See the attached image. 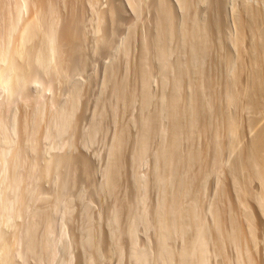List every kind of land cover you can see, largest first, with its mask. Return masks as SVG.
<instances>
[{
    "label": "bare ground",
    "instance_id": "6f19581e",
    "mask_svg": "<svg viewBox=\"0 0 264 264\" xmlns=\"http://www.w3.org/2000/svg\"><path fill=\"white\" fill-rule=\"evenodd\" d=\"M19 1L17 0L15 2H19ZM30 1H31V5H32V2H33L34 6L33 5L32 6L34 8H32L33 10H32L31 13L29 12L31 9L28 11V13L30 15L27 18L24 16L26 19L24 18L22 20L23 21L22 23L19 24L20 14L22 12V9L23 8L25 9L27 7V4H28V3H26L25 0H21V2L15 3V5H13L14 7L16 6V8H14L15 12L11 13V16H12L11 18L7 17L8 19L7 18L5 19V20H8V21L10 20V21L9 22L5 21L7 23V26H6V28L3 27V28H5L4 29L5 32L4 33L2 32V33H3V35L4 34L5 35H4V38L2 37V41L0 43V44L3 43L2 46L0 45V96L4 98L5 106H7V105L10 106V105H12V103L14 105V102L17 101L16 97L19 98V95H21L20 94L21 93L20 90L21 89L23 90V88L26 86L25 85L26 82H28L27 80H29V78H30L29 77V75H30L29 72L30 71L27 72V68H31V69H33V71L35 70V73H33L34 77H32L33 79L29 80L30 82L33 81L34 88H37L38 86L42 85L41 83L44 82V81H42L43 78H45L44 79L45 81H47V80L49 81V84H46V87H48V85L52 84V83H50V80L52 82V81H56V79L60 78L59 75H61V73L65 72V69H64L65 66L67 68V66L69 65V64L67 65L68 61L65 62L64 59L62 60V55L64 56V54H65V53H63L65 51V50L63 51V47L64 46H68V47L72 46V44L76 43V41H77L79 36H80L79 37L80 39L77 41V43L82 39V37H81L82 35H81V33H79L80 30L76 31V29H75V26H74L75 24H73L74 21H73V23L69 21L73 25L71 24V26H70L69 23H68V25L66 24L67 27L63 30V32L61 31L62 29H60V31L58 30L57 23H58L60 17H59V19L57 18V16H58L57 13H59L60 10L57 9L58 6L55 5L56 8L54 7V5L52 3L53 0L52 1H50V0H30ZM89 1H90L89 2L90 4H88V1H87L86 6L89 5V7L92 10L89 8L91 11H89V10L88 11L89 12H94L93 14L95 15V19L93 18L94 16L90 17V18L96 20V22L93 23L94 25L93 24L92 25L94 26L95 31H99V32H95L94 29H93V32L95 33V35L97 33V35L100 36L103 33H105V31L102 33V30L100 29V28H103L102 26H103L104 23H102V22H103V19L105 20V16L108 15V17H110V19H111V22L112 21L114 22V20H118L119 17L117 19H116V17H115V19L112 18L113 15L115 14V12L118 10V6H114V4L112 6L111 5L112 3H111L110 5L107 6L108 9H106V11L103 12V10L102 11L99 10L98 7H97V9L95 8L97 6L96 4H97V2L99 0H89ZM195 1H198V3H199L200 1H205V0H195ZM211 1H210V3H211ZM263 1H262V3H263ZM108 2L110 3L109 0H108ZM126 2L128 3L127 6H130V8L132 9V10L130 9L131 11H133L135 14H139L140 12L138 13V10L140 9L139 8L140 2L143 3L144 1H142V0H126ZM157 2H158V5L156 7L157 8L156 11H158V14H159L158 16L159 17L157 19V24L158 25L154 23L155 25H157L156 26L157 27L156 32L153 35H151V36H153L152 39L150 37V38H148L147 41H144V42L142 41L141 47H142V52L143 53L140 50H138V51H140L142 53L141 55L139 53V56L141 57L142 60H145V58L147 57L146 53H150V51L154 52L155 55H153V56H155L158 59H160V62H161L160 64H161L162 69L161 68L160 69H161L162 78H163V80L171 78L172 79V88L170 89L168 94H165L166 96L163 95V96H165V98H164L165 100L161 102L162 104L159 107L160 110H158L157 113L155 112V114H153V113H147V114H151V115H146L145 114L146 116H144V118H143L144 120L142 119L143 122L141 120V122H142L141 124L142 125H140V126H142V130H141L142 132H141V134H139L141 136H140L139 145H138L139 148H137V153H139V151L140 152L142 151L141 152L142 154L144 153V150L146 149L145 145L148 143V142L147 143H145V142L148 141V140H146V138H147V135L149 133V130L150 131L151 130L155 131L154 129H158V131H160L159 135H162L163 133L167 132L166 134L168 135V137H167V140H165V141L163 140L164 139V137H163L164 134L162 135L163 139L158 135L161 139L158 142V145H156V147L158 146L157 149H155L156 153L158 154V158H162V160H160V161H162V165L161 166H160V164L157 165V167L160 166L159 168H157L156 164H155V168L159 169V171L157 170L158 171L156 173L157 175L154 176L155 177L154 179H156L155 183L158 182V185L160 184L159 185L160 187L158 186L160 188L159 189L160 190V196L157 198L158 200L156 202L157 204H155V207H154V205H152V207H154V209L150 210V212L152 211L151 213H149L148 209H146L145 196L142 194L143 192L140 193L139 195L137 194V196H136L137 198H135V199L132 198V200H134V203L129 204V206L127 205L128 206L127 208L125 207V205L120 204L121 203L120 202L121 199H120L118 206L122 205V206H124V208H126L125 211H124L125 214L123 213L125 217L123 215H121L124 218H120V214L121 213L119 212L118 208L114 209V211L112 212L111 217L108 219V221L111 223L112 228L108 231L109 235L107 234L108 235V237H106V238H108L107 241H105V240L103 241L101 239V237H102V236H100L101 232L98 233V234H100L99 235L100 238L99 237L97 238L96 236H93L94 234L92 233L91 229H86L87 231L85 230L86 231L85 234L82 233V234H84V237L82 239L83 242H81V243L83 244V249L85 248L86 251L88 250L89 251L88 253H90V255H88L89 256L88 262H90V263H88V262L87 263L88 264H96L95 260L99 259L97 257L102 256L105 253H108V254L110 253L111 254V252H112V253H115L117 255L116 260L120 258L119 259V261H120L121 257L124 254H126V256L128 255L129 258L131 257L130 259H132L133 263H135V264H262L259 261L260 259L259 258H258L259 260L257 259L258 256H256V255L259 254V253H257L258 252V250H257V240H260L261 242L263 240V247H264V123L261 121L262 123L260 122L261 124H259L258 123L259 121H256V119L259 118L260 116L257 117L256 119H254V118L252 119V118H250V116H251V114H253V116H254L255 114L261 113V115H262V113H264V30H262V28H264V26L263 25L260 26V22L257 21V17L262 16L264 11L262 10L263 12L260 13V15H259V10L258 9L256 10L254 8L247 7V5H246V7L243 6V9H241L245 13V15L242 14V15H244V17L240 13L239 14L241 16L239 14H237V13H235V14L232 13V14H234V16L237 15V17H235V19L232 18L234 20L233 21L234 23L232 24V26L235 24L234 26H235L236 30H234L233 34H232V32H233V30H232V32L230 34H228V36L226 35V41L228 40L229 43H227V44H231V46L234 49H236V53H235L236 57H235V54H234V56L233 55L230 56V53H228V52H227L228 55H227V53L222 55L223 56V60L225 59L224 60L225 63L224 62L223 63L228 65V67H226V68H228V70H227V73L226 72L224 73V74H226V76L223 74V76H225V79L223 77H222V80L219 79L220 77L218 78L219 81L221 80L223 82L222 83L220 81L221 82L220 83V82L217 81V77H216V79H214L215 76H213V73H211V71L208 72V70H210L212 68L207 69V68H209V67H207L206 68L207 70H206L205 67L202 65V63H204V59L203 58L205 56H207L208 49H210V46H211L210 36L208 35L207 28H206V24L207 23L205 22L206 24H204V21L202 22L200 20H196V19H194L195 17L192 18L191 16H190L191 18L190 17H188V18L180 17L183 20L180 21L179 27L178 26L174 27L173 26L174 24H173V22L171 21V19L169 17L171 14H173L172 13L173 10L171 9L169 4H166L168 2H165L164 0H159V1L157 0ZM176 2L178 4V7L181 10L184 11L183 13H184V15L186 17V14L190 10V7L192 8V6H193L192 5V3H193L192 0H176ZM256 2H258V0ZM198 3H196V6H197ZM230 3H231V1H230ZM13 4H14V2H13ZM55 4H57V3H55ZM70 4H72V3L70 2ZM147 4H148V2H147ZM207 4H209V3H207ZM231 4H228V6L231 5ZM240 4L243 5L245 3H240ZM68 5H69V2H68ZM118 5H120V3H118ZM0 6H1V4H0ZM75 6H76V4L74 5V7ZM100 6H101V4H100ZM121 6H122V4H121ZM171 6H173V5H171ZM263 6L264 5H262V7ZM29 7H30V5H29ZM29 7H27V8H29ZM59 8H61V7H59ZM81 8H79V9H81ZM104 8H106V7H104ZM235 8H236V6H235ZM119 9H120V6H119ZM144 9H145V6H144L143 10ZM155 9H154V11H155ZM192 9L195 10V8H192ZM230 9H232V8H230ZM67 10L69 12V9H67ZM120 10H118V11L121 12ZM197 10H198V8H197ZM233 11L234 10H232V12ZM144 12L145 11H143V13ZM193 12H195V11H193ZM217 12H218V10H217ZM260 12H261V8H260ZM61 13H62V11H61ZM73 13H80V12H73ZM143 13H141V14H143ZM3 14H4V12H3ZM62 14L65 15L64 13H62ZM77 15L79 16V14H77ZM80 15H83V14L80 13ZM124 15H125V12H124ZM188 15H190V14L188 13ZM62 16H61V18H62ZM210 16H212V15H210ZM67 17L70 18L69 16H67ZM84 17L82 16V18H84ZM141 17H142V15H141ZM175 17H176V15H175ZM196 17H198V16L196 15ZM71 18H72V15H71ZM74 18H75V16H74ZM88 18H89V16H88ZM143 18H141V19H143ZM173 19H175V18H173ZM258 19H260V18H258ZM87 20L88 19H86V22H87ZM106 20H105V22H108ZM64 21L65 20H63V22ZM78 21L80 22L79 23V25H80L81 22H82V19H80ZM90 21H91V19H90ZM128 21H130V20H128ZM141 21H140V23H141ZM263 21H264V19H263ZM118 22H119V20H118ZM261 22H262V20H261ZM101 23H102V25H101ZM137 24H138V22H137ZM18 25L20 26L19 28H18ZM60 25L61 24H59V26ZM64 25H65V23H64ZM79 25L77 24L76 26H79ZM105 25H106V23L104 24V26ZM121 25L123 26L122 22H121ZM64 27L65 26H63V28ZM106 27H109V26L106 25ZM106 27H105V29H106ZM138 27H140V26H138ZM146 27H148V26H146ZM92 28H90V29L92 30ZM175 28H179V29H176V30L178 32L177 33L178 35H179V32H180V36L176 35V37L177 36H178V38L181 37V43H180L181 46L179 45V47L180 48L181 47L184 48V51L183 50H181V51L183 52V54H182L183 56L182 57H184L185 59L184 60H182V59L181 60L180 59L176 60L174 58L176 61H174L173 63H169L170 60L168 61V59H170L169 57H170L171 52L172 51H173L172 53H175V52L171 48L174 45L173 46L170 45L171 47H169L168 43L170 41H172V36L174 35L173 32L175 31L174 30ZM114 29L115 28H113L112 30H114ZM153 29H154V27H153ZM225 29H226V26H225ZM246 29L249 32V34H247L248 32L245 31ZM100 30H101V33H100ZM106 30L108 31L109 29H106ZM221 30H223V29H221ZM217 31H219V30H217ZM244 31L247 32V33H245L246 35H251V36H250V40L248 41L249 42V46H247L248 45L247 44V45H245V47H246L245 48L244 45H243L245 50L243 48V50H242L243 52H242L241 48H242V44H244V41H243V39H244L243 32ZM81 32H85V31L81 30ZM134 32H133V34H134ZM2 33H0L1 36H2ZM108 33H109V31H108ZM174 33L176 34V32H174ZM106 34H104V36H106ZM127 34L129 35V32H127ZM224 34H225V32H224ZM245 34H244V36H245ZM97 35H96V37H97ZM146 35H147V33H146ZM125 36H127V35H125ZM223 36L224 35L222 33V37ZM110 38H111V36H110ZM11 39L14 40L13 43L10 41ZM125 39H127V38H125ZM129 39H131V37ZM149 39H151V40H149ZM0 40H1V38H0ZM103 41L105 42L107 40L104 39ZM121 41L123 42V40H121ZM126 41H128V40H126ZM131 41L134 42L133 40H131ZM216 41H218V40H216ZM96 42H99V41H97V39H96L95 43ZM109 42H111V41H109ZM119 42H120V40H119ZM178 42H180V40ZM100 43H102V42H100ZM126 43L128 45V42H126ZM112 44H111V46H112ZM218 44L220 45L219 42H218ZM102 45H103V43H102ZM121 45L123 46V44H121ZM127 45L125 46L126 49H127ZM116 46H117V43H116ZM176 46H177V43H176ZM176 46L173 47V48H176ZM231 46L229 45V47H231ZM91 47H92V45H91ZM221 47H223V46L220 45V49H221ZM72 48H74V47H72ZM72 48L70 47L68 49L70 50ZM117 48H118V46H117ZM23 49H26V51H27L25 56H23V54H22L23 53L22 52ZM83 49H85V48H83ZM139 49H140V47H139ZM233 51H235V50H233ZM108 52H110V51H108ZM129 53H128V55H129ZM66 54L71 55V52L70 53H66ZM180 55L178 56V58L180 57ZM104 56L107 57L106 54ZM76 57H78V56H76ZM140 57H138V59ZM151 57H152V55H151ZM244 57H246V60H247V61L245 60L246 62L244 61V59H245ZM148 58H149V56H148ZM239 58L241 60H239V62H238ZM71 60H72V58H71ZM235 60H237V61H235ZM125 61H123V63ZM208 61H210V60H208ZM133 62H134V60H133ZM151 62H152V60H151ZM151 62H149V63H151ZM64 63H66L65 66H64ZM143 63H145V62H143ZM168 63L172 64V67H174L175 70H174L173 73L170 71L172 69L171 68L169 69L170 65L167 66ZM110 67H111V65H110ZM155 67H157V66H155ZM222 67H224V66H222ZM147 68H149V67H147ZM167 68L169 69V71L171 73L167 71L168 70ZM74 70H72V71L74 72ZM79 70L80 69L77 70L78 73H79ZM133 70H134V68H133ZM156 70H157V68H156ZM69 71H71V70H69ZM108 71H110V70H108ZM146 71L147 72H145L144 69H141L139 71L140 72V76L139 77H141L142 84L145 85V86H147V84L149 85L148 81H149V76H150V73L148 72V70H146ZM150 72H152L151 69H150ZM68 73L69 72H67L66 74H68ZM74 73H76V72H74ZM49 74H51V75H49ZM214 74H215V72H214ZM241 74H242V78L245 75V77H244L245 80L243 82V79H242V83H240V84H242V86L237 87L239 85L238 81L241 80V78H240ZM109 75H111V74H109ZM112 75H114V74H112ZM218 75H219V73H218ZM47 77H48V79H47ZM62 77L63 76L61 75V78ZM71 77H73V76H71ZM53 78H54V80H52ZM66 78H67V76H66ZM70 79H72V78H69L68 81ZM108 79L110 80L111 76ZM120 79L121 78H118V81ZM183 79H184V81L186 80L185 83L187 82V84H188L187 85L188 90L186 89L188 94L183 95L184 97L182 99L181 98V92L182 91H180V89L182 87L181 84L183 83ZM48 81H47V83H48ZM57 82L58 81H56V83ZM217 82H218V87H219V83H220V89H218L216 87L217 86ZM58 83L61 85L60 82H58ZM71 83H72V85H74V82H71ZM76 83L78 84V82H76ZM95 83L96 82H94V84ZM103 83H105V82H103ZM119 83L120 82H118V84ZM114 84L115 83L113 82V86H114ZM142 84H140V85H142ZM29 85L31 86L32 83L29 84ZM124 85L127 86L126 83ZM33 86H32V88H33ZM51 86H53V85H51ZM51 86H49V88ZM63 86L64 85H62V87ZM76 86L77 85H75V88L80 90V88H78L79 86H77V87ZM105 86H107V85H105ZM119 86H121V84ZM119 86L117 85V87H119ZM133 86H134V83H133ZM133 86H131V87H133ZM55 87H57V86H55ZM73 87L71 86V89ZM98 87L100 88L99 85H98ZM44 88L45 87H43V89ZM103 88H104V86H103ZM114 88H115V86H114ZM126 88L127 87H125V89ZM55 89L56 88H53L54 92L56 93ZM61 89L62 88L58 87L59 92H61V93L63 92L64 93V89L63 90H61ZM65 89L68 90V88H66V87H65ZM123 89L124 88H121L120 92L124 94V91H126V90L123 91ZM163 89H162V92H163ZM183 89L184 88H182V90ZM128 90L130 92H132V93H130L131 94L130 96H132V94H134L133 91H132L133 89L130 90V88H128ZM68 91L70 92L71 90L69 89ZM100 91H101V88H100L99 92ZM102 91H104V90H102ZM113 91H114V89H113ZM117 91H118V97H119L120 96L119 94H121V93L119 92V90H117ZM117 91L115 90L116 93H117ZM129 91H127V92H129ZM69 92H68V95H69ZM77 92H75V95H76ZM111 92H112V89H111ZM111 92H110V94H112ZM143 93H144L143 96H145L146 93L148 94V92H143ZM75 95H73V96L70 95L69 98H71V100L69 101V98H68L69 103L66 102V104H69V105H67V107H65V105L62 107V105H61V108H59L60 107L59 106L58 107L59 109L55 110L51 114L49 113L51 116L49 117V120L46 123V127L44 128L45 131H44V129H43V131L42 130L41 131L43 133L45 141L48 140L47 142L50 143V147H57V146L58 147L59 146L62 147L63 143H64L63 140H62L63 143H60L61 145L59 144L58 141H60L61 139L65 138V137L63 138V135L65 133H67V136L72 133L71 132L72 130L68 131L69 133L71 132L70 134L68 132H65V131H67V127L69 128L71 126L69 124L71 123L72 113H73V110H74L76 102H77V101L75 102V100H76L75 99L76 98ZM78 95H80V94H78ZM103 95L104 94H102V96ZM96 96L98 97V94ZM137 96H138V94H137ZM155 96H157V94ZM116 97H117V95H116ZM116 97H113V98L115 99ZM122 97H123V95H122ZM33 98H35L34 95H33ZM53 98H55V97H53ZM58 98H60V95H58ZM99 98H98V100H99ZM22 99H24V98H22ZM61 99H60V101H61ZM127 99H129V98H127ZM144 99H146V98H144ZM95 100H96V98H95ZM161 100H162V98H161ZM24 101H25V99H24ZM52 101H53V99H52ZM104 101H105V98H104ZM120 101H118V102H120ZM136 101H137V99H136ZM140 101H142V100H139V102ZM94 102H96V101H94ZM100 102H102V101H100ZM111 102H113V101H111ZM144 102H146V100ZM144 102H142V104H143L142 108L143 107L147 108L145 106ZM149 102L150 101H148V105H149ZM53 103H54V101H53ZM105 103H107V102H105ZM0 104H2V101H0ZM77 104H78V102H77ZM123 104H121V106H123ZM134 104H133V106H134ZM2 105H0V107H2ZM104 105L105 104H103L102 107ZM114 105L116 107L118 104L117 105L114 104ZM114 105H113V107H114ZM146 105H147V103H146ZM19 106H20V103H19ZM139 106L140 105H138V107ZM16 107H18V105H16ZM106 107H107V105H106ZM131 107H132V105H131ZM95 108H96V106H95ZM232 108H234V109L238 108V111H241L240 113H242L243 110L244 111L246 110V112H251V114L249 113L250 114V116H249L250 119L247 117L248 118L247 119V123L245 122L246 123L245 124L246 128H248L247 130H248V132L250 134L249 135L247 133L249 137H246L247 138L246 141L245 140L242 141L241 137H240V135L243 136L240 132H241L242 128H244V127H242L240 125L241 122L239 123V121H238L239 119L237 120V118H236L237 116L233 115L235 113L233 112L231 114L229 112V111L232 110ZM20 109H22V108H20ZM30 110H29V112H30ZM33 110H35V109H33ZM100 110H102V109H100ZM18 111H19V108H18ZM116 111H118V110H116ZM126 111H127V109H126ZM146 111H147V109H146ZM13 112H14V110H13ZM40 112L41 111H35V112L32 111L33 115H30V116H32L30 118L31 121H29L30 120L29 119L28 120L29 123L26 122L27 124L23 125L21 128H20L21 125L19 126L20 123L18 122V127L20 129H23L21 131L20 135L18 133H16L18 128L16 129V126H17L16 124L17 123H16V121H14L15 119H14L13 115L8 116V119H7V118H5L7 116L6 114H5L6 116L3 117V115H2L3 113L2 114L0 113V176H3V179L0 182L1 183L0 184V264H25V262L27 263L26 260L28 258H30L31 256H33V255L37 256V254L40 253L41 255L44 256V253L40 252V251H42V249L45 250V251H43L45 253H46V251L47 252L50 251L49 253L51 255H53V257L51 255L50 256L52 258L55 257L54 259H56L55 254L57 255L58 252H59L58 249H60V247H58V249L56 250V246H60L62 244V239L60 238V236L59 237L57 236L58 238L55 237L56 239L54 238L55 235L52 236L53 238L50 237L51 236L50 233L52 232V229H53L52 225H55V223H56V220H55V223H54V220H53V222H52V220H50L51 219L50 216L52 215L51 212H52L53 208L50 207V208H52V209H50L51 212H50L49 209L45 208V209L49 210V212H47V210H43L41 208L39 209V207L38 208L33 207V205L36 204L40 200L41 193H42V191L39 192L40 193V196H39L38 195L39 193L37 192L38 191V187H39L38 183H37L38 179L40 177L47 176L46 173L48 171V169L46 167L45 168L43 167L44 169H41L40 171H39V169L41 167H39V169L37 167L36 160H37V157L39 156V152L37 151V148H38L37 145L39 143L37 144V141H39V140H37V138L32 139V136H31V134H33V132L35 130H37V131L39 130L38 123H39V121L41 122L42 121L41 119L43 118V116H45V115L42 116L43 113L40 114ZM112 112H114V110ZM152 112H154V111H152ZM15 113H17V112L15 111ZM116 113H115V115H116ZM119 114H118V116H119ZM122 114H124V113H122ZM140 114H141V112H140ZM76 115H78V114H76ZM143 115L144 114H142L141 116H143ZM116 116H114V117H116ZM263 116L264 115H262V117ZM243 117H242V119H243ZM4 118L7 119V121H5ZM15 118H17V117L15 116ZM98 118H101V117L99 116ZM238 118H241V117L238 116ZM244 118H246V117H244ZM104 119H105V117H104ZM157 119H159V121ZM164 119L166 121L163 123L162 120H164ZM262 119H264V118H262ZM132 120H133V118H132ZM132 120L130 121V123H132ZM257 120H259V119H257ZM102 122H103V120H102ZM157 122H159V123H157ZM106 123L108 124V122H106ZM42 124H44V123H42ZM42 124L41 125L39 124L40 127L42 126ZM120 124L122 126V123H120ZM163 124H165V125H163ZM85 126H87V125H85ZM42 127H44V126H42ZM80 127H82V126L80 125ZM95 127H97V125ZM108 127H109V124H108ZM117 128L118 127L116 125V129ZM92 129L95 130L96 128L93 127ZM106 130H107V127H106ZM137 130H138V128H137ZM158 131L156 130V132H158ZM243 131H242V133H243ZM87 132H89V131H87ZM99 132H101V128H100ZM120 132H121V130H120ZM42 133H41L40 136H42ZM96 133H94L95 137L97 136ZM14 134H16L15 136H17V134H18V137L22 138L24 141L22 143H21V140H20V142H18L17 141L18 137L14 138L15 137ZM85 134H87L86 130H85ZM106 134L103 133V135H106ZM154 135H156L155 132H154ZM154 135H152L153 138H155ZM93 136L94 135H92L89 138H92ZM111 136H113V135H111ZM95 137H93V138H95ZM151 137H149V135H148V138H151ZM73 138L75 139V137H73ZM122 138H121V140H122ZM29 139H32L33 141H29ZM66 139H68V138H66ZM111 139H113V138H111ZM111 139H109V142H110ZM115 139L117 141L115 145H118V146L121 145V143H123L122 141L124 140L123 139L122 141H120L119 140L120 138L118 139V137L114 138V140ZM165 139H166V137H165ZM106 140H105V142H106ZM136 140H137V138H136ZM183 140H184V143H185V141L186 142L188 141V143H189V147H188L187 150H185L186 151L185 154H184V152L183 153L181 152L182 149L181 150L179 149V148H181L180 145H182V141ZM195 140H196V142H195ZM64 141H66V140H64ZM153 141H154V139H153ZM156 141H157V139H156ZM15 142H17V145L15 144ZM77 142H78V140H77ZM44 143H46V142H44ZM75 143L73 145H75ZM83 143H86V142L84 141ZM149 143H151V142H149ZM81 144H82V142H81ZM64 145H66V143ZM91 145H92V141H91ZM148 145H150V144H148ZM118 146H117V148L113 147V149H115L114 152H110V153H113L112 156H114L115 159L114 158L113 159L116 162L113 160L114 163L112 165V161H111L112 159H111V160H109L110 162L107 163V165H108L107 167L108 168L104 172L105 173V176H104L105 178L104 179L107 182H103L105 184V186H108V185H106V183L109 184L108 182L113 184L112 183L113 182L112 180H114L113 177H115L114 175L117 174V171L114 172V169L116 170V169L119 168V166H117V165H119L118 164L119 161L117 160L118 159L117 158V151L119 150V148H121V146L120 147H118ZM130 146H131V144H130ZM130 146H129V148H130ZM183 146H184V144H183ZM69 147H72V146L69 145ZM13 148H15V149H13ZM153 149H154V146H153ZM224 151H227V155H225V156H223V152ZM48 152H46L47 156H48ZM135 154H136V152H134V155ZM106 155H108V154H106ZM50 156H52V155H50ZM140 156H139V158H140ZM146 156H148V153H147ZM105 158L107 159L106 156H105ZM121 158H119V159L121 160ZM41 159L43 160V158H40V160ZM59 161H60V159H59ZM59 161H57V162H59ZM137 161H133V162H137ZM156 161L160 162L159 160H156ZM23 162H26L27 167H29V169L33 167L34 170H36V172L34 171V173H36V176L34 175V177L30 176L29 178H26L27 176L25 175V180H23V181H21V179L14 180V175L15 174H19V172H17L19 170L18 166H19V164H20V166H24ZM140 162H141V160H140ZM42 164L44 166V162H42ZM72 164L74 165L75 163H72ZM109 164H111L112 166H110ZM47 165L49 166V164H47ZM137 165H138V163H137ZM40 166H41V164H40ZM64 167H65V165H64ZM64 167H61V168L64 169ZM66 167H68V165ZM61 168L59 170H61ZM55 170H56V168H55ZM73 170H72V172H74ZM108 170L111 171V172H109V176H107ZM51 172L52 171H50V173ZM53 172H52V174H53ZM57 173L54 172L55 175ZM60 173L62 174V172H60ZM63 173L65 174L66 172H63ZM79 173H78V175H79ZM131 173H132V171H131ZM211 173L212 174L213 173L216 174L215 175L216 176L215 185L213 184L214 187L212 186L214 188V192L215 193H214L213 199L208 201L207 203L205 201L206 204L203 205V203L201 202V198H200L201 194H199V192H201L200 190H202V188L204 189V185H203L204 180L206 179V177L208 175H211ZM71 174L74 175L73 173H71ZM122 175H123V173H122ZM221 175H222V178H223V176L225 177L223 179H227L229 181V183H230V186L228 187V189L230 191L229 193H228V190H226L227 184L225 186V184L222 183L223 180H221ZM66 176H68V175H66ZM87 176H88V173H87ZM57 177H59V176H57ZM69 177H70V175H69ZM63 179H65V178H63ZM118 179H120V178H118ZM145 180H147V176H146ZM47 181H49V179ZM63 181L64 180H61V182H63ZM137 181H139V178L137 179ZM150 181H151V183L153 182V180H150ZM253 181L256 182V186L255 187L252 186V182ZM139 182H141V184L145 185L144 184V180H140ZM46 183H48V182H46ZM68 184H69V181H68ZM63 185H64V183H63ZM72 185L74 187L73 183H72ZM120 186H122V183H121ZM73 187H71V188H73ZM147 187H149V185H147ZM152 187H153V185H152ZM40 188H42V187H40ZM49 188H50V186H49ZM55 188H57V187H55ZM125 188H127V187H125ZM143 188L145 189L146 187L143 186ZM110 189H112V188H110ZM135 190H137V189H135ZM55 191H58V190H55ZM205 191H207V190H205ZM125 192H126V190H125ZM208 192H209V190L207 191V194H208ZM2 193H3V195H2ZM48 193H49V190H48ZM48 193L44 192L43 194L47 195ZM62 193H64V192H62ZM104 193L106 194L105 191L103 192V194ZM117 193H119V192L117 191ZM202 193H204V191H202ZM56 194H58V192H56ZM8 195H10L9 197H11V198L8 197L6 199V202H8V203H6L5 200H4V197H7ZM63 195H65V193ZM71 195H72V193H71ZM122 195H124V194L122 193ZM61 196H60V198H61ZM76 196H78V195H76ZM53 197H55V196H53ZM81 197H83V196H81ZM125 197L127 198V196H125ZM42 198H44V197H42ZM56 198L59 199V197H56ZM56 198H55V202L57 201ZM46 199H48V197ZM46 199L44 200V203H42L43 205H47L48 204L46 202L47 201ZM203 199H205V197ZM62 200L63 199H61V201ZM74 200H75V198H74ZM148 200H152V199L149 198ZM10 202L14 203V205L10 204ZM45 202H46V204H45ZM49 202H50V200H49ZM69 202H71V201H69ZM81 203H82V201H81ZM154 203H155V201H154ZM39 204H37V206ZM112 204L116 205L115 203H112ZM48 205H50V204H48ZM63 205H62V207H63ZM85 205H87V204H85ZM60 206L61 205H59V207ZM87 207H89V206H87ZM116 207H117V205H116ZM130 207H132V208H130ZM152 207H149V209L152 208ZM65 208H67V207H65ZM85 208H86V206H85ZM121 209H123V208L121 207ZM54 210H55V208L53 209V211ZM83 210H81V211H83ZM137 210H139V211H137ZM58 211L61 212L60 210H58ZM65 211H68V210H65ZM79 212H80V210H79ZM84 212L86 213L87 209ZM109 214H111V213H109ZM89 215H91V214H89ZM65 216H68V215H65ZM57 217H58V214H57ZM71 217H72V215H71ZM104 217H103V220H107L106 218H108L109 216L106 217L105 219H104ZM66 218H64L62 216V218H59V219H66ZM80 218H82V217H80ZM53 219H55V218H53ZM256 220H258V221H256ZM57 222H59V221L57 220ZM84 222H86V221H84ZM97 222H98V219H97ZM71 223H72V221H71ZM89 223H90V221H89ZM140 223L142 224L141 226L144 227V229H143V231L145 230L144 235L148 234L149 233L148 230L151 229L150 233L152 232L153 235H154L153 236L154 239H155L154 243H150V240L149 241H142L141 243H139L137 241V239H139V238L136 237L137 236L136 235L137 234V227H139L138 224H140ZM57 224H60V226H61L62 223H57ZM63 224H62V226H63ZM83 225H84V223H83ZM259 225H262V227H261V229H262V232H261L262 234L261 235L262 236L256 235V233H257L256 229H257V227ZM79 227H81V226L79 225ZM98 227H99V225H98ZM38 228H40V229L42 228L43 231H44L43 234H41V236H40V237H42V235H43V237H42L43 240L41 238L39 239V235L38 234L41 233V231ZM259 228H260V226H259ZM6 229H7V231H8V229H14V235H12V239L10 237L8 241H6L8 238L7 239L4 238V235L5 234L7 235V233H5V231H4ZM62 229H63V227L60 228V230H62ZM84 229H85V226L83 227V231H84ZM261 229H260V231H261ZM38 230L40 232H38ZM54 231H56V230H54ZM59 231H57V232H59ZM57 232H54V233H57ZM63 232H62V234H64ZM73 235H72L70 240H72V238H74ZM150 235L152 236V234H150ZM104 236H105V234H104ZM65 237H66V235H65ZM80 237H81V235H80ZM258 237H259V239H257ZM261 238H262V240H261ZM78 239L80 240V238H77V240ZM40 240H41V243H40ZM101 240L103 242V245H102ZM63 241H64V239H63ZM73 242H74V240H73ZM152 242H153V240H152ZM39 243L41 245H43V247L42 246L40 247ZM58 244H60V245H58ZM125 244H127V250H126V246L124 247ZM260 245H262V243ZM71 246H73V245H71ZM61 250H63V249H61ZM69 250H71V248ZM56 251H58V252H56ZM73 251H71V252H73ZM81 251H82V249H81ZM260 253H262V252L260 251ZM40 254L38 256L43 258V256H41ZM78 254L80 255V252ZM84 254H86V253H83V255ZM115 254H113V255H115ZM263 254H264V252H263ZM73 255H74V253H73ZM40 257H38V258L41 259ZM58 257H57V259H58ZM62 257L63 256L61 254V258ZM69 257H71V256H69ZM74 257H75V255H74ZM86 257H87V255H86ZM107 257H108V255H107ZM107 257H105V258L107 259ZM33 258H35V256ZM44 258H45V256H44ZM80 258L81 259L82 258L85 259V257H80ZM67 259L68 260H66V261H67V263H69L70 262V258H67ZM87 259H88V257H87ZM110 259H111V257L109 259H107V260H110ZM44 260H46V258ZM44 260H43V262H44ZM46 261H45V263H46ZM60 261H62V260H59V262ZM35 262H36V264H38V262L41 263L42 261L40 260L38 262L37 261H35ZM65 263L66 262H63V264H65ZM53 264H55V263H53ZM74 264H75V261H74Z\"/></svg>",
    "mask_w": 264,
    "mask_h": 264
},
{
    "label": "rangeland",
    "instance_id": "374dc122",
    "mask_svg": "<svg viewBox=\"0 0 264 264\" xmlns=\"http://www.w3.org/2000/svg\"><path fill=\"white\" fill-rule=\"evenodd\" d=\"M9 1V2H8ZM15 1H17V0H0V4H1V6H0V28L2 29H0V33H4L5 32V28H6V26H7V21L8 20H5L7 17L9 18H11L12 16H11V13H13V12H15V9L14 8H16V6L14 7L13 5H15V3H19V2H21V0L19 1V2H15ZM26 1V3H28L27 4V7H29V5H30V7L29 8H23L22 9V12H21V14H20V21H19V24L20 23H22L23 21V19L26 17H28L30 14L28 13V11L31 13L32 12V8H34L33 6H34V4H33V2H32V5H31V1L30 0H25ZM30 1V2H29ZM50 1H52V0H50ZM61 1V2H60ZM63 1V2H62ZM78 1V2H77ZM88 1V4H90L89 2V0H87ZM87 1L86 0H53L52 1V3H53V5H54V7L56 8V6H58L57 7V9L58 10H60V12L59 13H57V18L59 19V17H60V19H59V21H58V23H57V27H58V30L60 31V29H62L61 31L63 32V30L67 27V25H68V23L70 24V26H71V24L73 23V21H74V23L73 24H75L74 26H75V29H76V31H79V33H81V37H82V39L77 43V41L80 39L79 37H78V39H77V41H76V43H74V44H72V46H70L71 48L72 47H74V48H72V49H68V48H70V47H68V46H64L63 47V53H65L64 54V56L62 55V60L64 59V61L66 62V61H68L67 62V68H66V63H64V66H65V72L67 71V72H69L68 74H66L65 72H63V73H61V75L64 77H62L61 78V75H59V77L60 78H58V79H56V81H58V82H60L61 83V85L57 82L56 83V81H52L51 82V80H50V83H52V84H50V85H48V87H46V84H49V81L47 80L48 79V77H47V81H48V83H47V81H45L44 79L45 78H43L42 79V81H44V82H42L41 84L42 85H40V86H38L37 88H34V84H33V81H29V80H31V79H33L32 77H34V74L33 73H35V70L33 71V69H31V68H27V72H29L30 73V75H29V80H27L28 82H26V86L23 88V90L21 89L20 91H21V95H19V98L18 97H16V100L18 101H16V102H14V105H13V103H12V105H7V106H5V100H4V98L3 97H1L0 96V101H2V104H0V105H2V107H0V113L3 115V117H5L6 115V117L5 118H7L8 119V116H10V115H13V117H14V121H16V129L18 128L19 129V127H18V122L20 123L19 124V126H20V128L23 126V125H26L27 123H29V121H31V117L32 116H30V115H33V113H32V111L33 112H35V111H41L40 112V114L41 113H43L42 114V116L43 115H45V116H43V118L41 119L42 121L40 122L39 121V123H38V128H39V130L37 131V135H36V138H37V140H39V141H37V144L39 145H37V151L39 152V156L37 157V160H36V162H37V167H38V169H39V167H41L40 169H39V171L41 170V169H44L45 167L48 169V171H47V173H46V175L47 176H44V177H40L39 179H38V193L39 192H41L42 191V193H41V197H40V200L36 203V204H34L33 205V207H36V208H38L39 207V209L41 208V209H43V210H47V209H54L55 208V210L53 211V209H52V212H51V210H50V212L52 213V215L50 216L51 217V219L50 220H52V222H53V220H54V223H55V220H56V223H55V225H52L53 226V229L54 230H56V231H54L53 229H52V232L50 233L51 234V236L50 237H52V236H54V238L56 237V238H58L59 236H60V238L62 239V244L60 245V244H58V245H60V246H56V250L58 249V247H60V249H58L59 250V252L58 251H56V252H58V254L60 255H56L55 253V256H56V259H54V258H52L53 257V255H51L49 252H47L46 251V253L45 252H43V251H45V250H43L42 249V251H40V252H42V253H44V256H45V258H46V260H44L45 258H44V256L43 255H41L40 253V255L41 256H43V258H41L40 256H38L39 254H37V256L36 255H33V256H31L30 258H28L26 261H27V263L25 262V264H36V262L35 261H42L41 263L40 262H38V264L40 263V264H53V263H55V264H63V262H66L65 264H74V261H75V264H88V263H90V262H88V260H89V256L88 255H90V253H88L89 251L87 250L86 251V249L84 248L83 249V244L81 243V242H83L82 241V239H83V237H84V234H85V232L87 231L86 229H91L92 230V233L94 234L93 236H96L97 238L99 237L100 238V236H102L101 237V239L104 241H107L108 240V238H106V237H108V235H109V230L112 228V226H111V223L108 221V219L111 217V215H112V212L114 211V209L115 208H118V210H119V212L121 213H119L120 214V218H124L125 216H124V214H125V209L129 206V204H132V203H134V200H132V198L133 199H135V198H137L136 196H137V194L139 195L140 193H142L144 196H145V205H146V209H148V211H149V213H151L150 212V210H152V209H154V207H155V204H157L156 202H157V198L160 196V184L158 185V182H156L155 183V181H156V179H154L155 177L154 176H156L157 174V172L159 171V169H157V168H159L161 165H162V161H160V160H162V158H158V154L156 153V150L155 149H157V147H156V145H158V142L160 141V139L162 138L163 139V137H164V141L165 140H167V137H168V135L166 134V133H163L162 135H163V137H162V135H159L160 133V131H158V129H154L155 131H153V130H149V133L151 134H149L148 133V135H149V137H151L152 135H154V132H155V134L156 135H154V137L155 138H153V136L151 137V138H148V135H147V138H146V140H148V141H146L145 143H147L146 145H145V150H144V153L142 154L140 151H139V153H137V148H139V140H140V136L141 135H139V134H141V130H142V126H140V125H142L141 123L143 122V118H144V116H146V115H151V114H147V113H153V114H155V112L157 113V111L158 110H160V106H161V102L162 101H164L165 99V94H168L169 93V91H170V89L172 88V79L170 78V79H164L163 80V78H162V74H161V69H162V67H161V62H160V59H158L157 57H155V56H153V55H155L154 54V52L153 51H150V53H146L147 54V57L145 58V60H142L141 59V57L139 56V53H140V55L143 53L142 52V47H141V45H142V41L144 42V41H147L148 40V38H150L151 37V39L153 38V36H151V35H153L155 32H156V29H157V19H158V11H156L157 10V5H158V2H157V0H142V1H144L143 3L142 2H140V5H139V10H138V13L139 14H135L133 11H131L132 9L130 8V6H127L128 5V3L126 2V0H109L110 1V3L108 2V0L106 1V0H99L98 2H97V6L95 7L96 9H97V7L99 8V10H103V12L104 11H106V9H108V5H110L111 3V5L113 6V4H114V6H118V10H120L121 12H119L118 10L115 12V16L113 15V19H115V17H116V19L118 18V20H119V22H118V20H114V22L112 21L111 22V19H110V17H108V15L107 16H105V20L106 21H108V22H105V20L103 19V22L102 23H106V25L107 26H109V27H106V25L104 26V24H103V28H100L101 30H102V33L105 31V33H103L102 35H100V36H98L97 35V33H96V35H97V37H96V35H95V33L93 32V29H94V24L93 23H95L96 22V20H94L95 19V15L93 14L94 12H89V11H91L92 9L89 7V5H87L86 6V4H87ZM118 1V2H117ZM120 1V2H119ZM159 1V0H158ZM165 2H168V3H166V4H169L170 5V7H171V9L173 10V14H171L169 17H170V19H171V21L173 22V26L175 27V26H178L179 27V24H180V21L181 20H183V19H181L180 17H183V18H188V17H195L194 19H196V20H200V21H204V24H206V28H207V33H208V35L210 36V41H211V46H210V49H208V52H207V56H205L203 59H204V63H202V65L205 67V69L207 68V67H209V68H207V69H210V68H212V69H210V70H208V72L209 71H211V73H213V76H215V78L214 79H216V77H217V81L218 82H220L221 80H222V77L225 79V76H226V74H224L225 72L227 73V70H228V68H226V67H228V65H226V64H224L225 63V59L223 60V54H225V53H230V56L231 55H233L234 56V54L236 53V49H234L232 46H231V44H227V43H229L228 42V40L226 41V35L228 36V34H230L231 32H232V30H233V32H232V34L234 33V30H236L235 29V24L232 26V24L234 23L233 21V19L232 18H234L235 19V17H237V15H235L234 16V14L235 13H237V14H244L245 15V13H244V11L243 10H241V9H243V6L244 7H246V5H247V7H250V8H254V9H258L259 10V15H260V13H262L263 11H264V6L262 7V5H264L263 3H264V1H263V3H262V1L261 0H258V2H256L257 0H205V1H200L199 3H198V1H195V0H192V8H195V10L194 9H192L191 7H190V10L187 12V14H186V17H185V15H184V11L183 10H181L179 7H178V4H177V2H176V0H164ZM210 1H211V3H210ZM230 1H231V3H230ZM11 2V3H10ZM13 2H14V4H13ZM68 2H69V5H68ZM70 2L72 3V4H70ZM75 2V3H74ZM80 2V3H79ZM103 2V3H102ZM107 2V3H106ZM122 2V3H121ZM147 2H148V4H147ZM171 2V3H170ZM198 3L197 4V6H196V3ZM205 2V3H204ZM209 3V4H207V3ZM228 2V3H227ZM239 2V3H238ZM10 3V4H9ZM55 3H57V4H55ZM64 3V4H63ZM74 3V4H73ZM118 3H120V5H118ZM151 3V4H150ZM240 3H245V4H243V5H241ZM63 4V5H62ZM76 4V6L74 7V5ZM81 4V5H80ZM99 4V5H98ZM100 4H101V6H100ZM106 4V5H105ZM117 4V5H116ZM121 4H122V6H121ZM143 4V5H142ZM153 4V5H152ZM195 4V5H194ZM228 4H231V5H229L228 6ZM261 6H260V5ZM17 5V4H16ZM56 5V6H55ZM62 5V6H61ZM67 5V6H66ZM124 5V6H123ZM142 5V6H141ZM152 5V6H151ZM171 5H173V6H171ZM177 5V6H176ZM214 5V6H213ZM249 5V6H248ZM4 6V7H3ZM9 6V7H8ZM74 8H73V7ZM100 6V7H99ZM119 6H120V9H119ZM144 6H145V9L143 10V8H144ZM155 6V7H154ZM195 6V7H194ZM233 6V7H232ZM235 6H236V8H235ZM257 6V7H256ZM260 6V7H259ZM13 7V8H12ZM59 7H61V8H59ZM83 9H82V8ZM85 7V8H84ZM87 7V8H86ZM104 7H106V8H104ZM153 7V8H152ZM198 8V10H197V8ZM72 8V9H71ZM77 8V9H76ZM79 8H81V9H79ZM91 10H90V9ZM104 8V9H103ZM116 8V7H115ZM156 8V9H155ZM209 8V9H208ZM230 8H232V9H230ZM260 8H261V12H260ZM56 9V10H57ZM62 9V10H61ZM65 9V10H64ZM67 9H69V12H68V10ZM117 9V8H116ZM126 9V10H125ZM131 9V10H130ZM153 9V10H152ZM154 9H155V11H154ZM6 10V11H5ZM14 10V11H13ZM57 10V11H58ZM64 10V11H63ZM77 10V11H76ZM89 10V11H88ZM125 10V11H124ZM145 11L144 13H143V11ZM151 10V11H150ZM171 10V11H172ZM217 10H218V12H217ZM232 10H234L233 12H232ZM263 10V11H262ZM27 11V12H26ZM61 11H62V13H64L65 15H63L62 13H61ZM82 11V12H81ZM125 12V15H124V12ZM129 11V12H128ZM180 11V12H179ZM193 11H195V12H193ZM215 11V12H214ZM3 12H4V14H3ZM72 12V13H71ZM73 12H80L81 14H83V15H80V13H73ZM123 12V13H122ZM133 12V13H132ZM147 12V13H146ZM151 12V13H150ZM210 12V13H209ZM221 14H220V13ZM231 12V13H230ZM242 12V13H241ZM2 13V14H1ZM68 13V14H67ZM70 13V14H69ZM86 13V14H85ZM141 13H143V14H141ZM146 13V14H145ZM153 13V14H152ZM188 13L190 14V15H188ZM198 13V14H197ZM200 13V14H199ZM215 13V14H214ZM229 13V14H228ZM232 13H234V14H232ZM10 14V15H9ZM77 14H79V16L76 15ZM127 14V15H126ZM130 14V15H129ZM135 14V15H134ZM180 14V15H179ZM239 14V15H240ZM2 15V16H1ZM27 15V16H26ZM63 15V16H62ZM71 15H72V18H71ZM89 16V18H88V16ZM119 15V16H118ZM132 15V16H131ZM139 15V16H138ZM141 15H142V17H141ZM152 15V16H151ZM174 17H173V16ZM175 15H176V17H175ZM188 15V16H187ZM194 15V16H193ZM196 15L198 16V17H196ZM210 15H212V16H210ZM219 15V16H218ZM238 15V16H239ZM240 15V16H241ZM244 15H242L243 17H244ZM258 15V16H259ZM25 16V17H24ZM61 16H62V18H61ZM67 16H69L70 18H68ZM74 16H75V18H74ZM81 16V17H80ZM82 16L84 17V18H82ZM94 16V17H93ZM134 16V17H133ZM145 16V17H144ZM226 16V17H225ZM232 16V17H231ZM3 17V18H2ZM79 17V18H78ZM90 17H93L94 19H92V18H90ZM144 17V18H143ZM178 17V18H177ZM190 17V18H191ZM2 18V19H1ZM7 18V19H8ZM25 18V19H26ZM78 18V19H77ZM141 18H143V19H141ZM173 18H175V19H173ZM258 18H262L261 20H262V22H261V20L260 19H258ZM69 19V20H68ZM75 19V20H74ZM77 19V20H76ZM80 19H82V22H81V26L79 25V21L78 20H80ZM86 19H88L87 20V22L89 23H87L86 22ZM90 19H91V21H90ZM211 19V20H210ZM263 19H264V12H263V14H262V16H260V17H257V21H259L260 22V26L261 25H263L264 26V21H263ZM4 20V21H3ZM63 20H65L64 22H63ZM85 20V21H84ZM128 20H130V21H128ZM142 20V21H141ZM152 20V21H151ZM217 20V21H216ZM229 20V21H228ZM6 21V22H5ZM10 21V20H9ZM8 21V22H9ZM61 21V22H60ZM72 22V23H70V22ZM140 21H141V23H140ZM210 21V22H209ZM214 21V22H213ZM226 21V22H225ZM78 22V23H77ZM110 22V23H109ZM121 22H122V24H123V26L121 25ZM127 22V23H126ZM137 22H138V24H137ZM178 22V23H177ZM206 22V23H205ZM232 22V23H231ZM64 23H65V25H64ZM79 25V26H76L77 24ZM85 23V24H84ZM102 23H101V25H102ZM109 23V24H108ZM116 23V24H115ZM119 23V24H118ZM131 23V24H130ZM150 23V24H149ZM157 24V25H155V24ZM209 23V24H208ZM219 23V24H218ZM222 23V24H221ZM262 23V24H261ZM6 24V25H5ZM59 24H61L60 26H59ZM67 24V25H66ZM72 24V25H73ZM83 24V25H82ZM87 24V25H86ZM93 24V25H92ZM133 24V25H132ZM137 24V25H136ZM177 24V25H176ZM212 24V25H211ZM231 24V25H230ZM3 25V26H2ZM85 25V26H84ZM129 25V26H128ZM63 26H65L64 28H63ZM138 26H140V27H138ZM146 26H148V27H146ZM225 26H226V29H225ZM230 26V27H229ZM262 26V27H263ZM3 27H5V28H3ZM20 26L18 25V28H19ZM60 27V28H59ZM93 27V28H92ZM105 27H106V29H109L108 31H109V33H108V31L105 29ZM152 27V28H151ZM153 27H154V29H153ZM261 27V28H262ZM90 28H92V30L90 29ZM113 28H115L114 30H112ZM134 28V29H133ZM149 28V29H148ZM151 28V29H150ZM205 28V29H206ZM111 29V30H110ZM126 29V30H125ZM131 31H130V30ZM148 29V30H147ZM176 29H179V28H175L174 30V32H176V34L173 32V34L175 35H173L172 36V41H170L169 43H168V45H169V47H171V46H173V47H175L176 46V43H177V46H176V48H173V47H171L173 50H174V52L176 53H172L171 52V54H170V59H168V61H169V63H173L174 61H176L177 59H182V60H184L185 58L184 57H182L183 55V52L181 51V50H183L184 51V48H180L179 47V45H180V43H181V37L180 38H178V36H180V32H179V35L177 34L178 32H177V30ZM221 29H223V30H221ZM81 30H84L85 32H81ZM101 30H100V33H101ZM138 30V31H137ZM216 30V31H215ZM217 30H219V31H217ZM262 30H264V28H262ZM91 31V32H90ZM94 31H95V29H94ZM111 31V32H110ZM124 33H123V32ZM129 32V35L127 34V32ZM135 31V32H134ZM179 31V30H178ZM245 31H247V29L245 30ZM243 32V37H244V39H243V41H244V44H242V48H241V51L243 50V48L245 47V45H247V46H249V40H250V36L251 35H246L245 33H247V32ZM95 32H99V31H95ZM115 32V33H114ZM133 32H134V34H133ZM224 32H225V34H224ZM3 33H2V36L0 35V38H1V40H0V43H1V41H2V37L4 38V35H3ZM85 35H84V34ZM108 35H107V34ZM112 33V34H111ZM126 33V34H125ZM137 33V34H136ZM146 33H147V35H146ZM222 33H223V37H222ZM99 34V33H98ZM104 34H106V36H104ZM111 34V35H110ZM120 36H119V35ZM144 34V35H143ZM244 34H245V36H244ZM247 34H249V32L247 33ZM122 35V36H121ZM125 35H127V36H125ZM176 35H178L177 37H176ZM221 35V36H220ZM90 36V37H89ZM110 36H111V38H110ZM141 36V37H140ZM143 36V37H142ZM116 37V38H115ZM127 38V39H125V38ZM131 37V39H129ZM133 37V38H132ZM213 37V38H212ZM247 37V38H246ZM123 38V39H122ZM246 38V39H245ZM97 39V41H99V42H96L95 43V40ZM101 39V40H100ZM104 39H106L107 41H103ZM110 39V40H109ZM144 39V40H143ZM151 39H149V40H151ZM177 39V40H176ZM119 40H120V42H119ZM121 40H123V42L121 41ZM126 40H128V41H126V42H128V45H127V43L125 42ZM131 40H133L134 42H132ZM176 40V41H175ZM180 40V42H178ZM216 40H218V41H216ZM12 43L14 42V40H10ZM109 41H111V42H109ZM115 43H114V42ZM174 41V42H173ZM221 41V42H220ZM100 42H102L103 43V45H102V43H100ZM130 42V43H129ZM136 42V43H135ZM150 42V41H149ZM176 42V43H175ZM218 42L220 43V45L221 46H223V47H221V49H220V45L218 44ZM83 43V44H82ZM110 43V44H109ZM113 43V44H112ZM116 43H117V46H118V48H117V46H116ZM120 43V44H119ZM179 43V44H178ZM213 43V44H212ZM222 43V44H221ZM224 43V44H223ZM3 44V43H2ZM2 44H0L1 46H2ZM98 44V45H97ZM101 44V45H100ZM108 44V45H107ZM111 44H112V46H111ZM121 44H123V46L121 45ZM131 44V45H130ZM227 44V45H226ZM74 45V46H73ZM76 45V46H75ZM79 45V46H78ZM91 45H92V47H91ZM120 45V46H119ZM127 45V49L125 48V46ZM134 45V46H133ZM171 45V46H170ZM229 45L231 46V47H229ZM243 45H244V47H243ZM132 46V47H131ZM181 46V45H180ZM213 46V47H212ZM215 46V47H214ZM219 48H218V47ZM85 48V49H83V48ZM88 47V48H87ZM95 47V48H94ZM120 47V48H119ZM139 47H140V49H139ZM178 47V48H177ZM212 47V48H211ZM65 48V49H64ZM90 48V49H89ZM114 50H113V49ZM136 48V49H135ZM170 48V49H171ZM180 48V49H179ZM215 48V49H214ZM232 48V49H231ZM246 48V47H245ZM245 48H244V50H245ZM67 49V50H66ZM126 49V50H125ZM130 51H129V50ZM112 50V51H111ZM138 50H140V51H138ZM176 50V51H175ZM179 52H178V51ZM230 50V51H229ZM233 50H235V51H232ZM108 51H110V52H108ZM137 51V52H136ZM215 51V52H214ZM71 52V55H69V54H66V53H70ZM95 52V53H94ZM103 52V53H102ZM130 52V53H129ZM136 52V53H135ZM181 52V53H180ZM243 52V51H242ZM82 53V54H81ZM94 53V54H93ZM102 53V54H101ZM120 53V54H119ZM126 53V54H125ZM128 53H129V55H128ZM152 53V54H151ZM228 53H227V55H228ZM74 54V55H73ZM86 54V55H85ZM106 54V56L107 57H105L104 55ZM122 54V55H121ZM180 55V57L178 58V56ZM80 55V56H79ZM84 55V56H83ZM124 55V56H123ZM127 55V56H126ZM151 55H152V57H151ZM176 55V56H175ZM71 56V57H70ZM76 56H78V57H76ZM148 56H149V58H148ZM175 56V57H174ZM215 56V57H214ZM218 56V57H217ZM232 56V57H233ZM94 57V58H93ZM138 57H140L139 59H138ZM208 57V58H207ZM222 57V58H221ZM235 57H236V54H235ZM71 58H72V60H71ZM75 58V59H74ZM89 58V59H88ZM101 58V59H100ZM127 58V59H126ZM137 58V59H136ZM172 58V59H171ZM176 60H175V59ZM210 58V59H209ZM245 58V59H244ZM243 59H244V61L246 60V57H244ZM68 59V60H67ZM85 59V60H84ZM123 59V60H122ZM126 61H125V60ZM148 59V60H147ZM219 59V60H218ZM89 62H88V61ZM133 60H134V62H133ZM139 60V61H138ZM142 60V61H141ZM151 60H152V62H151ZM208 60H210V61H208ZM239 60H241L240 58L238 59V62H239ZM86 61V62H85ZM123 61H125L124 63H123ZM141 61V62H140ZM154 61V62H153ZM213 61V62H212ZM218 61V62H217ZM235 61H237V60H235ZM247 61V60H246ZM245 61V62H246ZM75 64H74V63ZM91 62V63H90ZM143 62H145V63H143ZM149 62H151V63H149ZM210 62V63H209ZM222 62V63H221ZM224 62V63H223ZM89 63V64H88ZM168 63V65L167 66H169L170 65V67H169V69L171 68L172 70H170L172 73L174 72V67H172V64H169ZM72 64V65H71ZM77 64V65H76ZM128 64V65H127ZM137 64V65H136ZM147 64V65H146ZM209 64V65H208ZM221 64V65H220ZM238 64V63H237ZM110 65H111V67H110ZM114 67H113V66ZM116 65V66H115ZM119 65V66H118ZM134 65V66H133ZM141 65V66H140ZM145 65V66H144ZM157 66V67H155V66ZM216 65V66H215ZM73 66V67H72ZM76 66V67H75ZM80 66V67H79ZM108 66V67H107ZM121 66V67H120ZM166 66V67H167ZM211 66V67H210ZM218 66V67H217ZM222 66H224V67H222ZM120 67V68H119ZM126 69H125V68ZM137 67V68H136ZM147 67H149L151 70H152V72H150V69L149 68H147ZM76 68V69H75ZM106 68V69H105ZM122 68V69H121ZM124 68V69H123ZM133 68H134V70H133ZM156 68H157V70H156ZM161 68V69H160ZM219 68V69H218ZM222 68V69H221ZM237 68V67H236ZM75 69V70H74ZM78 69H80L79 70V73H78ZM141 69H144V71L145 72H147L146 70H148V72L150 73V76H149V81H148V83H149V85L147 84V86H145V85H143L142 84V80H141V77H139L140 76V70ZM160 69V70H159ZM168 69V68H167ZM166 69V70H167ZM169 69L167 70L168 72H170L169 71ZM206 69V70H207ZM218 69V70H217ZM224 69V70H223ZM226 69V70H225ZM69 70H71V71H69ZM72 70H74V72H76V73H74ZM108 70H110V71H108ZM214 70V71H213ZM237 70V69H236ZM33 71V72H32ZM224 71V72H223ZM246 71V70H245ZM123 72V73H122ZM127 72V73H126ZM170 72V73H171ZM214 72H215V74H214ZM244 72V71H243ZM32 73V74H31ZM75 75H74V74ZM83 73V74H82ZM104 73V74H103ZM108 73V74H107ZM210 73V74H211ZM218 73H219V75H218ZM79 74V75H78ZM106 74V75H105ZM109 74H111V75H109ZM112 74H114V75H112ZM116 74V75H115ZM124 74V75H123ZM222 74V75H221ZM223 74L225 75V76H223ZM33 75V76H32ZM70 75V76H69ZM108 75V76H107ZM118 75V76H117ZM221 75V76H220ZM244 75V74H243ZM45 76V75H44ZM66 76H67V78H66ZM71 76H75L74 78L73 77H71ZM110 76H111V79L109 80L108 78H110ZM72 78V79H70L69 81H68V79L69 78ZM108 77V78H107ZM136 79H135V78ZM220 77V78H219ZM245 75L243 76V78H242V74H241V80L240 81H238V83H239V85L237 86V87H240V86H242V84H240V83H242V79H243V82H244V80H245ZM113 78V79H112ZM118 78H121L119 81H118ZM218 78L219 79H221L220 81L218 80ZM67 79V80H66ZM95 79V80H94ZM108 79V80H107ZM52 80H54V78L52 79ZM64 80V81H63ZM62 81V82H61ZM67 81V82H66ZM109 81V82H108ZM111 81V82H110ZM120 82L119 84H118V82ZM123 81V82H122ZM137 83H136V82ZM141 81V82H140ZM186 81V80H185ZM185 81H184V79H183V83L181 84L182 85V87H181V89H180V91H182L181 92V98L183 99V95H186V94H188V92H187V90H188V88H187V82L185 83ZM46 82V83H45ZM71 82H74V85H72V83ZM76 82H78V84L76 83ZM94 82H96L95 84H94ZM103 82H105V83H103ZM113 82L116 84H114V86H115V88H114V86H113ZM128 82V83H127ZM218 82H217V88L218 89H220V83L222 82H220L219 83V87H218ZM32 83V85L30 86L29 84H31ZM54 83V84H53ZM80 83V84H79ZM126 83V85L127 86H125L124 84ZM133 83H134V86H133ZM223 83V82H222ZM109 84V85H108ZM121 84V86H119ZM123 84V85H122ZM140 84H142V85H140ZM51 85H53V86H51ZM62 85H64L63 87H62ZM75 85H77V86H79L78 88H80V90L79 89H76L75 88ZM82 85V86H81ZM98 85L100 86V88H101V91L102 90H104V91H100L99 92V90H100V88L98 87ZM105 85H107V86H105ZM117 85L119 86V87H117ZM133 86V87H131V86ZM162 85V86H161ZM186 85V86H185ZM32 86H33V88H32ZM49 86H51L50 88H49ZM55 86H57V87H55ZM68 86V87H67ZM71 86L73 87L72 89L74 90H72L71 89ZM76 86V87H77ZM103 86H104V88H103ZM123 86V87H122ZM43 87H45L44 89H43ZM58 87L59 88H62L61 90H63L64 89V93L66 94H64L63 92L61 93V92H59V90H58ZM65 87L66 88H68V90L70 89L71 91L69 92L68 90H66L65 89ZM108 87V88H107ZM112 87V88H111ZM125 87H127L126 89H125ZM161 87V88H160ZM236 87V88H237ZM28 88V89H27ZM44 90H42V89ZM49 88V89H48ZM53 88H56L55 89V91H56V93L54 92V90H53ZM117 88V89H116ZM121 88H124L123 89V91L124 90H126V91H124V94L123 93H121L120 92V89ZM128 88H130V90H132L133 91V93L134 94H132V96H130L131 94L130 93H132V92H130L129 90H128ZM164 88V89H163ZM166 88V89H165ZM182 88H184L183 90H182ZM25 89V90H24ZM53 91H52V90ZM111 89H112V92H111ZM113 89H114V91H113ZM146 89V90H145ZM162 89H163V92H162ZM187 89V90H186ZM39 90V91H38ZM42 90V91H41ZM115 90L117 91V90H119V92L123 95V97H122V95L121 94H119L120 96L118 97V91H117V93L115 92ZM186 90V91H185ZM36 91V92H35ZM69 92V95H68V92ZM78 91V92H77ZM127 91H129V92H127ZM185 91V92H184ZM25 92V93H24ZM39 92V93H38ZM43 92V93H42ZM59 92V93H58ZM75 92H77L78 94H80V95H78L77 93H76V95H75ZM99 92V93H98ZM110 92L113 94H110ZM143 92H148V94L146 93V95L145 96H143ZM153 92V93H152ZM28 93V94H27ZM106 93V94H105ZM140 93V94H139ZM24 94V95H23ZM43 94V95H42ZM60 95V98H58V95ZM63 94V95H62ZM98 94V97L96 96ZM102 94H104L103 96H102ZM117 95V97H116V95ZM137 94H138V96H137ZM152 94V95H151ZM157 94V96H155ZM159 94V95H158ZM33 95L35 96V98H33ZM53 95V96H52ZM56 95V96H55ZM68 95V96H67ZM70 95H75L76 96V100H75V102L77 101L78 102V104H77V102H76V105H75V108H74V110H73V113H72V120H71V123L69 124V125H71L69 128L67 127V131H65V132H68V131H71L69 134L70 135H68L67 136V133H65L64 135H63V138L64 139H61L60 141H58L59 142V144L60 143H63V146L61 147V146H57V147H50V143L49 142H47L48 140H46L45 141V138H44V136H43V133H42V131H43V129L46 127V123H47V121L49 120V117L51 116L50 114L51 113H53L55 110H57V109H59V108H61V105H62V107L65 105V107H67V105H69V104H66V102H68L69 103V101L71 100V98H69L70 97ZM100 95V96H99ZM115 95V96H114ZM163 95H165V96H163ZM41 96V97H40ZM74 96V97H75ZM81 98H80V97ZM105 96V97H104ZM130 96V97H129ZM140 96V97H139ZM147 96V97H146ZM38 97V98H37ZM52 97V98H51ZM53 97H55V98H53ZM78 97V98H77ZM100 97V98H99ZM103 97V98H102ZM108 99H107V98ZM113 97H116L115 99L113 98ZM129 98V99H127V98ZM132 97V98H131ZM135 97V98H134ZM138 97V98H137ZM153 97V98H152ZM22 98H24L25 99V101H24V99H22ZM62 98V99H61ZM67 98V99H66ZM68 98H69V101H68ZM95 98H96V100H95ZM98 98H99V100H98ZM104 98H105V101H104ZM121 98V99H120ZM125 98V99H124ZM140 98V99H139ZM143 98V99H142ZM144 98H146V99H144ZM155 98V99H154ZM161 98H162V100H161ZM33 99V100H32ZM52 99H53V101H54V103H53V101H52ZM56 99V100H55ZM60 99H61V101H60ZM73 99V98H72ZM79 99V100H78ZM101 99V100H100ZM107 99V100H106ZM111 99V100H110ZM124 99V100H123ZM136 99H137V101H136ZM142 100V101H140L139 102V100ZM148 99V100H147ZM158 101H157V100ZM23 100V101H22ZM49 100V101H48ZM121 100V101H120ZM130 100V101H129ZM146 100V102H144ZM4 101V102H3ZM15 101V100H14ZM21 101V102H20ZM51 101V102H50ZM94 101H96V102H94ZM99 101V102H98ZM100 101H102V102H100ZM104 101V102H103ZM111 101H113V102H111ZM118 101H120V102H118ZM148 101H150L149 102V105H148ZM29 102V103H28ZM105 102H107V103H105ZM109 102V103H108ZM126 102V103H125ZM133 102V103H132ZM142 102H144V104H145V106L147 107V108H142ZM159 102V103H158ZM19 103H20V106H19ZM23 103V104H22ZM31 103V104H30ZM101 103V104H100ZM124 103V104H123ZM135 103V104H134ZM140 103V104H139ZM146 103H147V105H146ZM26 104V105H25ZM44 106H42V105ZM53 104V105H52ZM81 106H80V105ZM97 104V105H96ZM103 104H105L103 107H102V105ZM114 104H118L116 107L118 108H116L115 107V105ZM121 104H123V106H121ZM133 104H134V106H133ZM153 106H152V105ZM16 105H18V107H16ZM24 107H23V106ZM106 105H107V107H106ZM110 105V106H109ZM113 105H114V107H113ZM128 105V106H127ZM131 105H132V107H131ZM138 105H140L139 107H138ZM32 106V107H31ZM60 106V107H59ZM95 106H96V108H95ZM109 106V107H108ZM120 106V107H119ZM137 106V107H136ZM36 107V108H35ZM53 107V108H52ZM59 107V108H58ZM113 107V108H112ZM123 107V108H122ZM126 107V108H125ZM141 107V108H140ZM11 108V109H10ZM18 108H19V111H18ZM20 108H22V109H20ZM29 108V109H28ZM95 108V109H94ZM110 108V109H109ZM122 108V109H121ZM149 108V109H148ZM24 109V110H23ZM27 109V110H26ZM32 111H31V110ZM33 109H35V110H33ZM52 109V110H51ZM63 109V108H62ZM93 109V110H92ZM100 109H102V110H100ZM109 109V110H108ZM126 109H127V111H126ZM144 109V110H143ZM146 109H147V111H146ZM156 109V110H155ZM234 108H232V110L231 111H229L231 114L234 112L235 114H233V115H236L237 117V120L239 121V123H240V125L242 126V127H244V128H242V130H241V134L243 135V136H241L240 135V137H241V140L242 141H246V137H249L248 136V134H249V132H248V128H246V123H247V119L249 118V116H250V114H251V112H246V110L244 111H242V113H240L241 111H238V108H236V109H234ZM13 110H14V112H13ZM29 110H30V112H29ZM95 110V111H94ZM104 110V111H103ZM114 110V112H112ZM116 110H118V111H116ZM125 110V111H124ZM3 111V112H2ZM15 111L17 112V113H15ZM25 111V112H24ZM46 113H45V112ZM76 111V112H75ZM93 111V112H92ZM106 111V112H105ZM123 111V112H122ZM149 111V112H148ZM151 111V112H150ZM152 111H154V112H152ZM238 111V112H237ZM5 112V113H4ZM99 112V113H98ZM117 112V113H116ZM126 112V113H125ZM140 112H141V114H140ZM14 113V114H13ZM50 113V114H49ZM94 113V114H93ZM115 113H116V115L118 116V114H119V116L117 117L116 115H115ZM122 113H124V114H122ZM240 113V114H239ZM247 113V114H246ZM250 113V114H249ZM6 114V115H5ZM47 114V115H46ZM76 114H78V115H76ZM99 114V115H98ZM138 114V115H137ZM142 114H144L143 116H141ZM146 114V115H145ZM243 114V115H242ZM255 114V113H254ZM260 114V115H259ZM259 114H255L254 116H253V114H251V116H250V118H254V119H256L257 117H259V118H257V119H259V120H257L256 119V121H259L258 123L259 124H261L262 122L264 123V119H262V118H264V116L262 117V115H264V113H262V115H261V113H259ZM1 115V116H2ZM22 115V116H21ZM97 115V116H96ZM123 115V116H122ZM134 115V116H133ZM241 115V116H240ZM15 116L18 118H15ZM24 116V117H23ZM30 116V117H29ZM47 116V117H46ZM83 116V117H82ZM101 117V118H98V117ZM114 116H116V117H114ZM238 116L239 117H241V118H238ZM246 117V118H244V117ZM91 117V118H90ZM98 119H97V118ZM104 117H105V119H104ZM109 117V118H108ZM242 117H243V119H242ZM248 117V118H247ZM4 118V119H5ZM132 118H133V120H132ZM138 118V119H137ZM140 118V119H139ZM249 118V119H250ZM7 119H5V121H7ZM30 119V120H29ZM39 119V120H40ZM45 119V120H44ZM75 119V120H74ZM77 119V120H76ZM89 119V120H88ZM101 119V120H100ZM114 119V120H113ZM125 119V120H124ZM128 119V120H127ZM130 119V120H129ZM143 119V120H142ZM245 119V120H244ZM20 120V121H19ZM29 120V121H28ZM97 120V121H96ZM102 120H103V122H102ZM116 120V121H115ZM122 120V121H121ZM127 120V121H126ZM132 120V123H130V121ZM141 120H142V122H141ZM158 121H159V119H157ZM243 120V121H242ZM44 121V122H43ZM80 121V122H79ZM89 121V122H88ZM100 121V122H99ZM121 121V122H120ZM125 121V122H124ZM163 121V123L166 121L165 119L164 120H162ZM262 121V122H261ZM27 122V123H26ZM106 122H108V124H109V127H108V124L106 123ZM115 122V123H114ZM117 122V123H116ZM246 122V123H245ZM261 122V123H260ZM42 123H44V124H42ZM78 123V124H77ZM113 123V124H112ZM120 123H122V126H121V124ZM140 123V124H139ZM157 123H159V122H157ZM167 123V122H166ZM42 124V126H44V127H40V125ZM68 125V126H69ZM80 125L82 126V127H80ZM85 125H87V126H85ZM97 125V127H95ZM106 125V126H105ZM114 125V126H113ZM116 125H117V129H116ZM127 125V126H126ZM139 125V126H138ZM163 125H165V124H163ZM74 126V127H73ZM77 126V127H76ZM85 126V127H84ZM94 128H96L95 130L94 129H92L93 127ZM100 126V127H99ZM105 126V127H104ZM80 129H79V128ZM103 127V128H102ZM106 127H107V130H106ZM125 127V128H124ZM88 128V129H87ZM100 128H101V132H99L100 131ZM109 128V129H108ZM121 128V129H120ZM137 128H138V130H137ZM76 129V130H75ZM82 129V130H81ZM104 129V130H103ZM111 129V130H110ZM115 129V130H114ZM140 129V130H139ZM42 130V131H41ZM85 130H86V133L87 134H85ZM99 130V131H98ZM120 130H121V132H120ZM124 130V131H123ZM126 130V131H125ZM156 130L158 131V132H156ZM244 130V131H243ZM41 131V132H40ZM44 131H45V129H44ZM87 131H89V132H87ZM107 131V132H106ZM242 131H243V133H242ZM74 132V133H73ZM97 132V133H96ZM117 134H116V133ZM140 132V133H139ZM40 133V134H39ZM41 133H42V136H40L41 135ZM94 133H96V137H95V134ZM103 133L104 134H106V135H103ZM113 133V134H112ZM126 133V134H125ZM248 133V134H247ZM78 134V135H77ZM85 136H84V135ZM101 134V135H100ZM120 134V135H119ZM122 134V135H121ZM166 134V135H165ZM16 134H14V136H15ZM81 135V136H80ZM92 135H94L93 137H95V138H89V137H91ZM111 135H113V136H111ZM116 135V136H115ZM138 135V136H137ZM161 137H159V136ZM250 135V134H249ZM107 138H106V137ZM245 136V137H244ZM16 137H18V134H17V136H15L14 138H16ZM73 137H75V139L73 138ZM104 137V138H103ZM118 137V139L120 140V141H122L123 139V143H121V145H115L116 144V139L114 140V138H117ZM123 137V138H122ZM158 137V138H157ZM165 137H166V139H165ZM20 137H18V142H20V140H21V143L24 141L22 138H20ZM42 138V139H41ZM66 138H68V139H66ZM79 138V139H78ZM89 138V139H88ZM111 138H113V139H111ZM121 138H122V140H121ZM127 138V139H126ZM136 138H137V140H136ZM154 139V141H153V139ZM71 139V140H70ZM92 139V140H91ZM107 139V140H106ZM109 139H111L110 140V142H109ZM129 139V140H128ZM156 139H157V141H156ZM159 139V140H158ZM44 140V141H43ZM62 140H63V142H62ZM64 140H66V141H64ZM74 140V141H73ZM77 140H78V142H77ZM105 140H106V142H105ZM114 140V141H113ZM126 140V141H125ZM131 140V141H130ZM151 140V141H150ZM86 142V143H83V142ZM91 141H92V145H91ZM94 141V142H93ZM156 141V142H155ZM44 142H46V143H44ZM57 142V143H58ZM72 142V143H71ZM76 142V143H75ZM81 142H82V144H81ZM90 142V143H89ZM105 142V143H104ZM149 142H151V143H149ZM195 142H196V140H195ZM41 143V144H40ZM66 143V145H64ZM75 143V145H73ZM94 143V144H93ZM111 143V144H110ZM155 143V144H154ZM15 144L17 145V142H15ZM43 144V145H42ZM79 144V145H78ZM81 144V145H80ZM130 144H131V146H130ZM137 144V145H136ZM148 144H150V145H148ZM183 144H184V146H183ZM61 145V144H60ZM69 145H71L72 147H69ZM125 145V146H124ZM128 145V146H127ZM148 145V146H147ZM66 146V147H65ZM117 146L118 147H120L121 146V148H119V150L117 151V160L119 161L118 162V164L119 165H117V166H119V168L118 169H114V172L115 171H117V174H115L114 176L115 177H113L114 178V180H112L113 182V184H111L110 182H108L109 184H107L106 183V185H108V186H105V184L103 183V182H107L104 178V176H105V171L107 170V163H109L110 161L109 160H111L112 161V165H113V160L115 159L114 158V156H112L113 155V153H110V152H114L115 151V149H113V147L114 148H117ZM127 146V147H126ZM129 146H130V148H129ZM153 146H154V149H153ZM181 146V148H179L180 150L182 149V153L184 152V154H185V150H187L188 149V147H189V143H188V141L186 142L185 141V143H184V140L182 141V145H180ZM46 147V148H45ZM65 147V148H64ZM112 147V148H111ZM135 147V148H134ZM148 147V148H147ZM150 147V148H149ZM44 148V149H43ZM64 148V149H63ZM60 149V150H59ZM135 149V150H134ZM50 150V151H49ZM69 150V151H68ZM73 152H72V151ZM122 150V151H121ZM148 150V151H147ZM150 150V151H149ZM154 150V151H153ZM49 151V152H48ZM133 151V152H132ZM46 152H48V156H47V153ZM123 152V153H122ZM134 152H136V156L134 155ZM148 153V156H146L147 155V153ZM150 152V153H149ZM46 153V154H45ZM50 153V154H49ZM120 153V154H119ZM141 153V154H140ZM155 155H154V154ZM106 154H108V155H106ZM138 154V155H137ZM152 154V155H151ZM50 155H52V156H50ZM111 155V156H110ZM119 155V156H118ZM141 155V156H140ZM225 155H227V151H224L223 152V156H225ZM74 156V157H73ZM105 156L107 157V159L105 158ZM138 156V157H137ZM139 156H140V158H139ZM156 156V157H155ZM222 156V157H223ZM48 157V158H47ZM70 157V158H69ZM122 157V158H121ZM124 157V158H123ZM134 157V158H133ZM137 157V158H136ZM142 157V158H141ZM154 157V158H153ZM160 157V156H159ZM40 158H43V160L41 161L40 160ZM47 158V159H46ZM64 158V159H63ZM114 158V159H113ZM119 158H121V160L119 159ZM133 158V159H132ZM136 158V159H135ZM158 158V159H157ZM58 159V160H57ZM59 159H60V161H59ZM72 159V160H71ZM124 159V160H123ZM75 160V161H74ZM107 160V161H106ZM138 160V161H137ZM140 160H141V162H140ZM143 160V161H142ZM156 160H159L160 162H158V161H156ZM56 161V162H55ZM57 161H59V162H57ZM62 161V162H61ZM77 161V162H76ZM115 161V160H114ZM133 161H137V162H133ZM42 162H44V166H43V164H42ZM46 162V163H45ZM69 164H68V163ZM84 162V163H83ZM116 162V161H115ZM132 162V163H131ZM141 164H140V163ZM57 163V164H56ZM72 163H75L74 165L72 164ZM137 163H138V165H137ZM154 163V164H153ZM40 164H41V166H40ZM47 164H49V166L47 165ZM56 164V165H55ZM68 165V167H66L67 165ZM123 164V165H122ZM155 164H156V167H157V165L158 164H160V166H158L157 168H155ZM46 165V166H45ZM62 165V166H61ZM64 165H65V167H64ZM84 165V166H83ZM110 166H112L111 164H109ZM48 166V167H47ZM54 166V167H53ZM58 168H57V167ZM72 166V167H71ZM83 166V167H82ZM109 166V167H110ZM154 166V167H153ZM44 167V168H43ZM61 167H64V169L63 168H61ZM71 167V168H70ZM87 167V168H86ZM55 168H56V170H55ZM61 168V170H59ZM85 168V169H84ZM89 168V169H88ZM52 169V170H51ZM58 169V170H57ZM74 169V170H73ZM92 169V170H91ZM135 171H134V170ZM72 170L74 171V172H72ZM91 170V171H90ZM158 170V171H157ZM50 171H54L55 173H57L56 175L54 174V172H53V174H52V172L50 173ZM83 171V172H82ZM113 171V170H112ZM131 171H132V173H131ZM60 172H62V174L60 173ZM63 172H66L65 174L63 173ZM80 172V173H79ZM82 172V173H81ZM92 172V173H91ZM123 173V175H122V173ZM153 172V173H152ZM70 173V174H69ZM71 173H73L74 175H72ZM78 173H79V175H78ZM87 173H88V176H87ZM91 173V174H90ZM50 174V175H49ZM82 174V175H81ZM120 174V175H119ZM134 174V175H133ZM139 174V175H138ZM62 177H61V176ZM66 175H68V176H66ZM69 175H70V177H69ZM85 175V176H84ZM127 175V176H126ZM132 175V176H131ZM147 176V180H145L146 179V176ZM216 174L215 173H211V175H208L207 177H206V181L204 180V183H203V185H204V189L202 188V190H200L201 192H199V194H201L200 195V198H201V202L203 203V205H205L208 201H210V200H212L213 199V196H214V185H215V181H216V176H215ZM57 176H59V177H57ZM64 176V177H63ZM77 176V177H76ZM113 176V175H112ZM120 176V177H119ZM123 178H122V177ZM141 176V177H140ZM143 176V177H142ZM152 176V177H151ZM210 176V177H209ZM214 176V177H213ZM52 177V178H51ZM69 177V178H68ZM79 177V178H78ZM86 177V178H85ZM127 179H126V178ZM63 178H65V179H63ZM118 178H120V179H118ZM131 178V179H130ZM139 178V181L140 180H144V184L145 185H143V184H141V182H139V181H137V179ZM223 178H225L224 176H223ZM222 178V175H221V180H223V182L222 183H224L225 184V186H226V184H227V187H226V190H228V193L230 192L229 191V189H228V187L230 186V183H229V181L227 180V179H223ZM46 179V180H45ZM49 179V181H47ZM51 179V180H50ZM56 179V180H55ZM64 180L63 182H61V180ZM73 179V180H72ZM75 179V180H74ZM101 179V180H100ZM103 179V180H102ZM212 179V180H211ZM55 180V181H54ZM78 180V181H77ZM89 180V181H88ZM91 180V181H90ZM127 180V181H126ZM150 180H153V182L151 183V181ZM209 180V181H208ZM211 180V181H210ZM226 180V181H225ZM52 183H51V182ZM68 181H69V184H68ZM117 181V182H116ZM122 181V182H121ZM126 181V182H125ZM132 181V182H131ZM137 181V182H136ZM214 181V182H213ZM228 181V182H227ZM46 182H48V183H46ZM50 182V183H49ZM58 182V183H57ZM74 184V187H73V185H72V183ZM102 182V183H101ZM147 182V183H146ZM207 182V183H206ZM254 182V183H253ZM252 182V186H256V182L255 181H253ZM62 183V184H61ZM63 183H64V185H63ZM100 183V184H99ZM116 183V184H115ZM121 183H122V186H120L121 185ZM134 183V184H133ZM143 183V182H142ZM125 184V185H124ZM130 184V185H129ZM155 184V185H154ZM214 184V185H213ZM255 184V185H254ZM60 185V186H59ZM63 185V186H62ZM72 185V186H71ZM102 185V186H101ZM115 185V186H114ZM120 187H119V186ZM124 185V186H123ZM143 185L144 187H146L145 189L143 188V186L141 187V186ZM147 185H149V187H147ZM152 185H153V187H152ZM49 186H50V188H49ZM136 186V187H135ZM159 186V187H158ZM213 186V187H212ZM40 187H42V188H40ZM55 187H57V188H55ZM63 187V188H62ZM65 187V188H64ZM71 187H73V188H71ZM104 187V188H103ZM125 187H127V188H125ZM135 187V188H134ZM141 187V188H140ZM71 188V189H70ZM100 188V189H99ZM110 188H112V189H110ZM210 188V189H209ZM58 190V191H55V190ZM110 189V190H109ZM135 189H137V190H135ZM141 189V190H140ZM153 189V190H152ZM156 191H155V190ZM46 190V191H45ZM48 190H49V193H48ZM52 190V191H51ZM60 190V191H59ZM71 190V191H70ZM107 190V191H106ZM120 190V191H119ZM124 192H123V191ZM125 190H126V192H125ZM146 190V191H145ZM205 190H209V192H208V194H207V191H205ZM68 191V192H67ZM106 192V194L104 193L103 194V192ZM109 191V192H108ZM117 191L119 192V193H117ZM202 191H204V193H202ZM44 192H46V193H48L46 196L43 194ZM56 192H58V194H56ZM62 192H64L65 193V195H63L64 193H62ZM132 192V193H131ZM152 192V193H151ZM37 193V194H38ZM54 193V194H53ZM71 193H72V195H71ZM117 193V194H116ZM122 193L125 195V196H127V198L124 196V195H122ZM213 193V194H212ZM53 194V195H52ZM56 194V195H55ZM62 196H61V195ZM82 194V195H81ZM113 194V195H112ZM128 194V195H127ZM130 194V195H129ZM39 196H40V193L38 194ZM58 195V196H57ZM76 195H78V196H76ZM107 195V196H106ZM109 195V196H108ZM132 195V196H131ZM52 196V197H51ZM53 196H55V197H53ZM60 196H61V198H60ZM81 196H83V197H81ZM42 197H44V198H42ZM48 197V199H46ZM56 197H59V199L58 198H56ZM63 197V198H62ZM69 197V198H68ZM73 197V198H72ZM129 197V198H128ZM205 197V199H203V198ZM55 198H56V202H55ZM66 198V199H65ZM74 198H75V200H74ZM81 198V199H80ZM115 198V199H114ZM149 198H151L152 200H148ZM211 198V199H210ZM47 200L46 202L48 203V204H50V205H43L42 203H44V200ZM61 199H63L62 201H61ZM71 199V200H70ZM79 201H78V200ZM92 199V200H91ZM120 199H121V201H120ZM204 201H203V200ZM42 200V201H41ZM49 200H50V202H49ZM54 200V201H53ZM65 200V201H64ZM86 202H85V201ZM116 200V201H115ZM59 201V202H58ZM69 201H71V202H69ZM75 201V202H74ZM81 201H82V203H81ZM115 201V202H114ZM119 201L121 202L120 204H122V205H125V207L126 208H124V206H122V205H120V206H118V204H119ZM129 201V202H128ZM147 201V202H146ZM154 201H155V203H154ZM205 201H206V203H205ZM41 202V203H40ZM46 202H45V204H46ZM52 202V203H51ZM89 202V203H88ZM126 202V203H125ZM151 202V203H150ZM40 203V204H39ZM112 203H115L116 205H117V207H116V205H114V204H112ZM125 203V204H124ZM149 203V204H148ZM37 204H39L38 206H37ZM58 204V205H57ZM64 204V205H63ZM85 204H87V205H85ZM151 204V205H150ZM58 207H57V206ZM59 205H61L60 207H59ZM62 205H63V207H62ZM66 205V206H65ZM86 206V208H85V206ZM128 205V206H127ZM152 205H154V207H152ZM44 206V207H43ZM84 206V207H83ZM87 206H89V207H87ZM113 206V207H112ZM133 206V205H132ZM148 206V207H147ZM50 207H52V208H50ZM65 207H67V208H65ZM121 207L123 208V209H121ZM149 207H152V208H150L149 209ZM45 208H47V209H45ZM59 208V209H58ZM63 208V209H62ZM70 210H69V209ZM73 208V209H72ZM105 208V209H104ZM108 208V209H107ZM130 208H132V207H130ZM57 209V210H56ZM62 209V210H61ZM84 209V210H83ZM86 209H87V212L85 213L84 211H86ZM104 209V210H103ZM107 209V210H106ZM113 209V210H112ZM49 210H47V212H49ZM58 210H60L61 212H59ZM65 210H68V211H65ZM72 210V211H71ZM74 210V211H73ZM79 210H80V212H79ZM81 210H83V211H81ZM89 210V211H88ZM123 210V211H122ZM100 211V212H99ZM137 211H139V210H137ZM81 213V214H80ZM99 213V214H98ZM109 213H111V214H109ZM124 213V214H123ZM57 214H58V217H57ZM87 214V215H86ZM89 214H91V215H89ZM109 214V215H108ZM54 215V216H53ZM56 215V216H55ZM60 215V216H59ZM65 215H68V216H65ZM71 215H72V217H71ZM74 215V216H73ZM98 215V216H97ZM121 215H123V216H121ZM62 216L64 217V218H66V219H59V218H62ZM105 216V217H104ZM109 216V217H108ZM76 217V218H75ZM80 217H82V218H80ZM86 217V218H85ZM97 217V218H96ZM101 217V218H100ZM103 217H104V219L106 218V217H108V218H106L107 220H103ZM53 218H55V219H53ZM57 218V219H56ZM70 218V219H69ZM80 218V219H79ZM89 218V219H88ZM75 219V220H74ZM83 219V220H82ZM86 219V220H85ZM97 219H98V222H97ZM57 220L59 221V222H57ZM64 220V221H63ZM74 220V221H73ZM71 221H72V223H71ZM84 221H86V222H84ZM89 221H90V223H89ZM93 221V222H92ZM106 221V222H105ZM256 221H258V220H256ZM66 224H65V223ZM93 224H92V223ZM104 222V223H103ZM53 223V224H54ZM57 223H64L63 224V226H62V224H61V226L63 227V229L62 230H60V228H62L61 226H60V224H57ZM68 223V224H67ZM71 223V224H70ZM79 223V224H78ZM83 223H84V225H83ZM101 223V224H100ZM107 223V224H106ZM92 224V225H91ZM104 224V225H103ZM66 225V226H65ZM79 225L81 226V227H79ZM91 227H90V226ZM97 225V226H96ZM98 225H99V227H98ZM142 224L140 223V224H138V226L139 227H137V238H139V239H137V241L139 242V243H141L142 241H149L150 240V243H154V241H155V239H154V235H153V233L151 232L150 233V231H151V229L150 230H148V234H145L144 235V233H145V230L143 231V229H144V227L143 226H141ZM60 228H59V227ZM65 226V227H64ZM85 226V229H84V231H83V227ZM88 228H87V227ZM259 226H260V228H259ZM258 227H257V229H256V232L258 233H256V235H258V236H262L261 234V232H262V229H261V227H262V225H259ZM79 227V228H78ZM96 227V228H95ZM110 227V228H109ZM143 227V228H142ZM57 228V229H56ZM59 228V229H58ZM109 228V229H108ZM40 231H41V233H39L38 235H39V239L41 238L42 240H43V235H42V237H40L41 236V234H43V229L41 228H38ZM79 229V230H78ZM82 229V230H81ZM100 229V230H99ZM260 229H261V231H260ZM38 230V232H40ZM60 230V231H59ZM66 230V231H65ZM75 230V231H74ZM77 230V231H76ZM86 230V231H85ZM105 230V231H104ZM259 230V231H258ZM5 231V233H7V235L5 234L4 235V238L5 239H7L6 241H8L9 240V238L11 237V239H12V235H14V229H8V231H7V229L6 230H4ZM57 232V231H59V232H57V233H54V232ZM64 231V232H63ZM13 232V233H12ZM62 232L64 233V234H62ZM78 234H77V233ZM99 232H101L100 234H98ZM103 232V233H102ZM108 232V233H107ZM60 235H59V234ZM82 233H84V234H82ZM74 234V235H73ZM104 234H105V236H104ZM108 234V235H107ZM150 234H152V236L150 235ZM260 234V235H259ZM65 235H66V237H65ZM72 235H73V237L75 238H72V240H70L71 239V237H72ZM80 235H81V237H80ZM98 235V236H97ZM100 235V236H99ZM149 235V236H148ZM6 236V237H5ZM58 236V237H57ZM78 236V237H77ZM104 236V237H103ZM149 238H148V237ZM80 238V240L78 239L77 240V238ZM144 237V238H143ZM152 237V238H151ZM53 238V237H52ZM55 238V239H56ZM104 238V239H103ZM63 239H64V241H63ZM66 239V240H65ZM143 239V240H142ZM145 239V240H144ZM257 239H259V237L257 238ZM70 240V241H69ZM73 240H74V242H73ZM102 240H101V242H102ZM152 240H153V242H152ZM261 240H262V238H261ZM43 242V241H42ZM68 242V243H67ZM80 244H79V243ZM40 243H41V240H40ZM39 243V244H40ZM105 243V242H104ZM262 243V245H260ZM43 244V243H42ZM70 244V245H69ZM64 245V246H63ZM71 245H73V246H71ZM102 245H103V242H102ZM43 247V245H41L40 244V247ZM63 248H62V247ZM66 246V247H65ZM126 246V250H127V244H125L124 245V247ZM65 247V248H64ZM71 248V250H69ZM76 248V249H75ZM264 247H263V240H262V242L260 241V240H257V250H258V252L257 253H259L258 255H256V256H258L257 257V259L263 264L264 263V254H263V252H264V249H263ZM61 249H63V250H61ZM66 249V250H65ZM79 251H78V250ZM81 249H82V251H81ZM263 249V250H262ZM75 252H74V251ZM77 250V251H76ZM66 251V252H65ZM71 251H73V252H71ZM260 251L262 252V253H260ZM80 252V255L78 254V253ZM69 253V254H68ZM73 253H74V255H75V257H74V255H73ZM83 253H86V254H84L83 255ZM47 256H46V255ZM61 254H62V258H61ZM64 254V255H63ZM72 254V255H71ZM82 254V255H81ZM113 254H115V253H112L111 252V254L109 253H105L104 255H102V256H99V257H97V258H99V259H97V260H95V263L96 264H135V263H133V260L132 259H130L129 257H128V255L126 256V254H124L122 257H121V260L119 261V259H117L116 260V258H117V255L115 254V255H113ZM52 257H51V256ZM67 255V256H66ZM77 255V256H76ZM86 255H87V257H88V259H87V257H86ZM107 255H108V257H107ZM110 255V256H109ZM35 256V258H33ZM59 256V257H58ZM69 256H71V257H69ZM38 257H40L41 259H39ZM57 257H58V259H57ZM70 258V262L69 263H67V261L66 260H68L67 258ZM74 257V258H73ZM80 257H85V259L84 258H80ZM102 257V258H101ZM105 257H107V259H109L110 257H111V259L110 260H107ZM65 260H64V259ZM72 258V259H71ZM76 258V259H75ZM80 259V260H79ZM31 262H30V261ZM43 260H44V262H43ZM54 260V261H53ZM57 260V261H56ZM59 260H62V261H60L59 262ZM74 260V261H73ZM86 260V261H85ZM45 261H46V263H45ZM49 261V262H48ZM53 261V262H52ZM82 261V262H81ZM104 261V262H103ZM117 261V262H116ZM79 262V263H78ZM88 262V263H87ZM107 262V263H106ZM109 262V263H108ZM116 262V263H115Z\"/></svg>",
    "mask_w": 264,
    "mask_h": 264
},
{
    "label": "water",
    "instance_id": "95a60500",
    "mask_svg": "<svg viewBox=\"0 0 264 264\" xmlns=\"http://www.w3.org/2000/svg\"><path fill=\"white\" fill-rule=\"evenodd\" d=\"M25 50V51H24ZM22 54H23V56H25L26 55V53H27V51H26V49H23L22 50ZM14 60V59H13ZM49 75H51V74H49ZM23 129H17V131H16V133H18L19 135L21 134V131H22ZM36 133V134H35ZM36 135H37V130H35L34 132H33V134H31V136H32V139H34V138H36ZM32 139H29V141H33ZM13 149H15V148H13ZM23 165L24 166H20V164H19V166H18V168H19V170L17 171V172H19V174H15L14 175V180H16V179H21V181H23V180H25V175L27 176L26 178H29L30 176L32 177H34V175L36 176V173H34V171L36 172V170H34V168L32 167V168H30L29 169V167H27V164H26V162H23ZM109 172H111L110 170H108V172H107V176H109ZM3 179V176H0V182H1V180ZM20 181V182H21ZM1 184V183H0ZM19 191V190H18ZM7 194V193H6ZM19 194V193H18ZM2 195H3V193H2ZM5 196V195H4ZM10 195H8L7 197H4V200H5V202H6V199L9 197ZM9 198H11V197H9ZM6 203H8V202H6ZM10 204H13L14 205V203H12V202H10ZM29 221V220H28ZM30 222V221H29ZM27 223V222H26Z\"/></svg>",
    "mask_w": 264,
    "mask_h": 264
}]
</instances>
